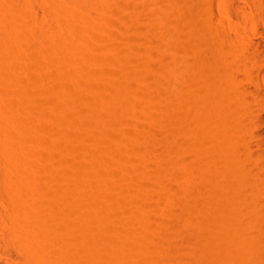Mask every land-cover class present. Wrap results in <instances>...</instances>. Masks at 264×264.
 Listing matches in <instances>:
<instances>
[{"label": "rangeland", "instance_id": "obj_1", "mask_svg": "<svg viewBox=\"0 0 264 264\" xmlns=\"http://www.w3.org/2000/svg\"><path fill=\"white\" fill-rule=\"evenodd\" d=\"M206 5L0 0V152L23 167L35 223L52 225L31 232L44 264L264 261V188L245 170Z\"/></svg>", "mask_w": 264, "mask_h": 264}, {"label": "bare ground", "instance_id": "obj_2", "mask_svg": "<svg viewBox=\"0 0 264 264\" xmlns=\"http://www.w3.org/2000/svg\"><path fill=\"white\" fill-rule=\"evenodd\" d=\"M215 1L208 0L206 11L223 43V54L231 61L224 69L230 93L238 101L237 109L229 108V118L241 123V132L248 136L249 142L242 145V149L254 165L245 170L264 188V182H261L264 179V11L260 10V14L256 15L262 18H258L263 21L261 24L256 17L253 19L244 14L237 0H228L242 12L241 19L238 12L228 14L231 18L228 23L216 11ZM223 1L226 3V0ZM256 1L264 8V0ZM228 25L239 37L225 30ZM34 106L40 107L37 103ZM3 153L0 152V264H44L41 258H45V243L34 239L31 232L35 228L40 230L37 226L48 232L52 225L43 219L35 223L33 214L23 202L24 194L28 192L23 167H17L9 159L10 153H4L5 156L10 155H7L8 158ZM23 155L20 154V158L27 159ZM25 159L21 160L23 164ZM250 193L255 194L252 191ZM254 199H251V203L256 204L257 198ZM261 233L264 244V229ZM258 264H264V261H258Z\"/></svg>", "mask_w": 264, "mask_h": 264}]
</instances>
